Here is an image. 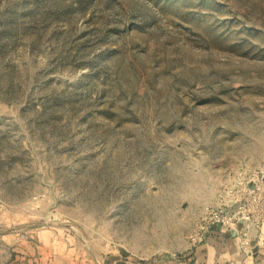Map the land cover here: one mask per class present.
I'll return each mask as SVG.
<instances>
[{
    "label": "rangeland",
    "instance_id": "rangeland-1",
    "mask_svg": "<svg viewBox=\"0 0 264 264\" xmlns=\"http://www.w3.org/2000/svg\"><path fill=\"white\" fill-rule=\"evenodd\" d=\"M263 163L264 0H0V264H255Z\"/></svg>",
    "mask_w": 264,
    "mask_h": 264
},
{
    "label": "built area",
    "instance_id": "built-area-1",
    "mask_svg": "<svg viewBox=\"0 0 264 264\" xmlns=\"http://www.w3.org/2000/svg\"><path fill=\"white\" fill-rule=\"evenodd\" d=\"M240 176L232 207H220L210 212L209 221L202 231H208L218 223L222 224V231L237 230L236 224L244 221L254 224L260 230V234L264 235V163L254 170L242 171ZM229 209L234 210L229 213ZM250 246L251 240L243 235L241 248L245 251Z\"/></svg>",
    "mask_w": 264,
    "mask_h": 264
},
{
    "label": "crops",
    "instance_id": "crops-1",
    "mask_svg": "<svg viewBox=\"0 0 264 264\" xmlns=\"http://www.w3.org/2000/svg\"><path fill=\"white\" fill-rule=\"evenodd\" d=\"M236 229L239 231L238 235L236 237H230V239L234 240V243L236 244L235 249L240 252V249H242L241 243L243 235L248 236L251 240V246L244 252L251 255L249 258L250 260H253L255 264H264V235L260 234V230L257 229L254 224L249 222L239 221L236 224ZM223 232L226 231L224 230ZM242 255L244 256V253Z\"/></svg>",
    "mask_w": 264,
    "mask_h": 264
},
{
    "label": "water",
    "instance_id": "water-1",
    "mask_svg": "<svg viewBox=\"0 0 264 264\" xmlns=\"http://www.w3.org/2000/svg\"><path fill=\"white\" fill-rule=\"evenodd\" d=\"M233 204V202H232ZM213 230H222V224L221 223H218V224H214L212 227H211ZM224 235L225 236H232V237H236L238 235V232L237 230L233 229L231 231H226L224 232ZM155 262L157 261V259L154 260Z\"/></svg>",
    "mask_w": 264,
    "mask_h": 264
}]
</instances>
